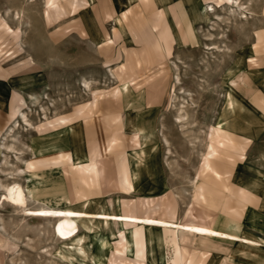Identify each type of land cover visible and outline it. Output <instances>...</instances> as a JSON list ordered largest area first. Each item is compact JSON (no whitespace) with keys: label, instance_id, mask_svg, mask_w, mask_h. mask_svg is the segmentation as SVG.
I'll return each mask as SVG.
<instances>
[{"label":"rangeland","instance_id":"obj_1","mask_svg":"<svg viewBox=\"0 0 264 264\" xmlns=\"http://www.w3.org/2000/svg\"><path fill=\"white\" fill-rule=\"evenodd\" d=\"M240 1L0 0V186L23 198L0 187V264H264V0ZM113 139L133 191L88 184L74 159ZM50 206L257 244L100 220L65 240L23 216Z\"/></svg>","mask_w":264,"mask_h":264},{"label":"crops","instance_id":"obj_2","mask_svg":"<svg viewBox=\"0 0 264 264\" xmlns=\"http://www.w3.org/2000/svg\"><path fill=\"white\" fill-rule=\"evenodd\" d=\"M177 6L181 7V9L183 10L182 6H185V2L178 3ZM262 90L264 91V89ZM256 108L258 109V114H260L262 119H264V103ZM116 141L117 140L113 139L105 146L103 144H99L95 148H84L83 158L82 156L75 155L74 159L77 160V164L83 166L84 175L87 179L88 184H97V187L103 191L108 190L109 188H121L122 190L133 191L136 188L132 179L133 170L132 168H130L127 158H116V155L114 153L115 148H117ZM56 156V160L59 162L58 165L61 166V173H63L64 177L67 178V176H69V164L65 158L63 151L59 150ZM34 158L35 160L30 161L29 163L30 172L34 175H47L49 168L52 166L50 161L52 157L45 156L39 158L37 155H35ZM50 207L58 208L55 206ZM171 243L172 241L167 239L166 244L168 247ZM173 250L174 248L172 249V251ZM168 262L169 264H178V256L176 250H174L173 253H170L169 250Z\"/></svg>","mask_w":264,"mask_h":264},{"label":"bare ground","instance_id":"obj_3","mask_svg":"<svg viewBox=\"0 0 264 264\" xmlns=\"http://www.w3.org/2000/svg\"><path fill=\"white\" fill-rule=\"evenodd\" d=\"M235 8L241 11L242 15L245 14L244 10H246V7L241 3L240 0H235ZM213 10L214 9L212 8L211 11ZM213 50H215V48ZM23 117H25L24 113H23ZM24 121L26 120L24 119ZM14 128L15 127L9 130L13 131ZM2 149H8V147L7 148L2 147ZM0 187H3L4 194H11L12 199L14 201H17V202L23 201V198L18 194L17 191L11 190L7 186L6 187L0 186ZM23 212H24L23 216L30 217V218H33V217H38V218L45 217L46 218L47 217V218H51V220H57L56 233L58 234V236H60L62 239H65V240H73L77 237L79 233V226H78L79 221L100 220L106 223L121 222L123 225L124 224H137V225L145 224V225H150V226H155V227L173 228L178 231L189 232V233L197 234L199 236H211L215 238L227 239V240H232V241L241 242V243L250 244V245L257 244L255 241L250 240L248 238L239 237L237 235L219 231L214 228H209V227L199 226V225H192V224H181V223H176V222H171V221L160 220L156 218H145V217H137V216H131V215H112V214H106V213L92 214V213H87V212H82V211L65 210V209H58V208H51V207H40L38 209H32V210L29 209Z\"/></svg>","mask_w":264,"mask_h":264}]
</instances>
